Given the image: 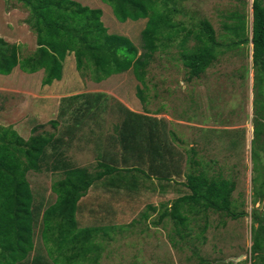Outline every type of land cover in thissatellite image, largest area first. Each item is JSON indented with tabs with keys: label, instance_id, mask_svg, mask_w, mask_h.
Segmentation results:
<instances>
[{
	"label": "trees",
	"instance_id": "obj_1",
	"mask_svg": "<svg viewBox=\"0 0 264 264\" xmlns=\"http://www.w3.org/2000/svg\"><path fill=\"white\" fill-rule=\"evenodd\" d=\"M16 1L28 9L25 22L36 35L37 47L21 55L20 44L0 36V74L9 75L16 67L29 74L43 70L42 83L51 84L62 78L63 61L73 53L78 71L97 83L131 71L142 86L137 95L144 105L157 53L177 46L188 78H196L222 47L233 50L251 44L255 169L259 161L255 146L258 141L264 144V0H252L251 19L243 11L233 15L235 21L229 26L233 40L228 43L218 37L208 18L190 25L179 20L178 0H103L121 22L146 19L141 49L127 35L109 31L100 7L79 0ZM114 97L104 91L63 97L58 118L48 122L53 130L45 129L48 123H38L28 138L13 126L0 124V264H85L83 258L88 254L91 264H98L100 231L116 228L119 216L140 209L138 214L144 219L158 212L156 224L171 220L181 238L189 230L191 215H203L208 221L211 212L234 219L247 214L234 206V179L195 170L193 147L185 155L174 146L173 132L164 121L147 110L136 112ZM105 114L113 119L107 135L101 130ZM89 121L99 132L90 128L89 133H82ZM81 139L94 144V170L78 165L68 155L69 148L78 147ZM29 171L57 176L51 183L54 200L34 193ZM254 181L264 187V179ZM170 184L189 191L171 199L166 190ZM254 188L255 205L264 193ZM250 216L253 244L249 261L264 264V209L255 207ZM39 221L43 250L36 249L35 243Z\"/></svg>",
	"mask_w": 264,
	"mask_h": 264
},
{
	"label": "rangeland",
	"instance_id": "obj_2",
	"mask_svg": "<svg viewBox=\"0 0 264 264\" xmlns=\"http://www.w3.org/2000/svg\"><path fill=\"white\" fill-rule=\"evenodd\" d=\"M79 1L92 7L102 8V19L109 31L127 35L141 49V31L146 24L145 18L121 22L113 13L111 6L103 0ZM251 6L252 0H178L177 7L180 9L178 19L190 25L200 19L208 18L214 25L218 37L228 43L233 40L229 29L235 21L233 15L243 11L251 19ZM27 15L28 9L18 1L0 0V35H8L9 41L20 44L21 55L28 54L37 47L36 35L25 22ZM251 47V44L245 43L234 47L233 50L224 46L201 77L188 78V68L184 65L177 46H173L169 51L157 53L151 63L148 76L149 88L146 90L147 99L150 101L147 105L148 109L161 107L162 110H166L170 108L173 98L181 99V109L184 110V117L189 121L206 123L210 126L223 124L228 126L227 129H221L188 125L179 127L173 124L177 132L175 138L181 149L186 151L193 147L196 150L195 170L205 168L215 176L236 181V189L233 193L234 206L238 211H247V214L234 219L211 212L208 221L203 215H191L189 230L184 234V238H181L171 220L155 223L159 219L158 212L151 214L147 219L138 214L141 209L137 213L128 212L117 218L116 228L101 230L97 236V240L102 244L98 264H252L249 261L253 244L250 214L255 207L260 211L264 209V198L255 202V205L253 202L255 186L258 191L261 189L264 193L261 183L258 182L257 187L254 181V178L264 179V144L263 141H258L255 146L259 161L254 169ZM25 75L26 77L23 78L13 73L0 74V117L5 115L8 122H16L13 124L18 126L20 134L25 138L29 137L34 125L48 123L51 119L58 118L63 97L84 89L86 91L91 83H97L90 77H83L78 71L73 53L67 54L63 61L62 78L54 80L51 84L42 83L44 71ZM128 78H133L131 72L113 75L97 85L105 83V86L111 87L112 92L123 94L125 80L129 87L128 91L131 92L126 102L133 108L134 100L142 110L140 99L135 93L136 88L133 82H128ZM5 83L14 90H4L2 86H5ZM117 86L118 88L114 89ZM194 88L195 97L200 99L203 95L202 101H205L207 107L202 108L203 105L199 100L198 108H202L201 110L185 113L189 104L195 103L194 90H191ZM22 89L28 90L31 95L23 93ZM115 97L116 101L120 100L118 96ZM162 103L165 104L164 107L161 106ZM175 106L176 103L173 102L171 106L173 113ZM0 124L7 123L0 119ZM90 128L95 129V133L99 132L98 127L89 121L82 133H89ZM112 128L113 119L105 114L101 126L103 135L109 134ZM45 129L52 131L53 127L48 123ZM93 147L94 144L90 140L87 143L81 139L78 147L69 148L68 155L78 165L90 166L94 170L96 155ZM121 153L123 152L119 150L117 154L119 158L122 157ZM56 177L48 171L28 173L34 193L43 195L47 201L55 198L51 192V183ZM168 187L170 189L166 188V190L171 199L189 191L186 187L175 188L172 184ZM41 224V221L35 223V243L36 249L43 250ZM34 253L30 254V259L33 258ZM87 256L86 259L83 258L84 262L91 264L90 255Z\"/></svg>",
	"mask_w": 264,
	"mask_h": 264
},
{
	"label": "crops",
	"instance_id": "obj_3",
	"mask_svg": "<svg viewBox=\"0 0 264 264\" xmlns=\"http://www.w3.org/2000/svg\"><path fill=\"white\" fill-rule=\"evenodd\" d=\"M3 34V33H2ZM0 36H2V37H4V38H6L8 41H9V37L10 36H8V35H5V34H3V35H0ZM11 42V41H10ZM39 72H43L42 70L41 71H38L37 73H39ZM129 72H131V71H126V72H123V73H119V74H115V76H117V75H122V74H124V73H129ZM13 74H15V75H17V76H21V77H23V78H25L26 77V75L25 74H27V73H25V72H23L19 67H16L14 70H13V72H12ZM132 73V72H131ZM22 74V75H21ZM29 74V73H28ZM34 74H36V73H33L32 75H34ZM41 74V73H40ZM133 74V73H132ZM113 76V75H112ZM111 77V76H110ZM129 79V78H128ZM2 82H4V81H2ZM128 82H133V84H134V87L136 88V91H135V93H137V88H138V86H140V83L138 84V81H137V79L134 77V75H133V78L131 79H129V81ZM124 85H123V90H125L124 92H123V94L122 93H120V92H112L111 91V87H107V86H105V83H103L104 85H97V84H100V83H91V85H89L88 86V88L86 89V91H106L107 93H109V94H111V95H113V96H118L119 97V101L122 103V104H124L126 107H128V108H130V109H132V110H134V111H136V112H144V110H147V111H149L148 113L149 114H151V115H153V116H156L159 120H162V121H164L165 123H166V125H167V129H168V131H171V132H173V135H175V133L177 134V132H176V129H175V127L176 126H174L173 124H176V125H178L179 127H184V126H186V125H188V126H194V127H206V128H221V129H227L228 128V126H226L225 124H223V125H215V126H210L209 124H206V123H203V124H201V123H197V122H193V121H189V119L188 118H186V117H184V110H182L181 109V104H180V100L181 99H172L171 100V102H170V108H165L166 110H162V108L161 107H159V108H156V109H154V110H150V109H146V108H148L147 107V105H149V103H150V101L147 99V101H146V103H145V105H144V103L140 100V106L142 107V110H140V108H138V106L136 105V102L133 100L132 101V103H133V108L132 107H130L129 106V103L128 102H126L127 101V99H128V94L130 95L131 94V92L130 91H128V89H129V87L126 85V81L124 80ZM8 86V83H5V86H2V88L4 89V90H14L13 89V87H11V86H9V87H7ZM104 87H107V88H104ZM118 88V86L117 87H115L114 89H117ZM176 88V87H175ZM85 90V89H84ZM80 91V92H78V93H81V92H86V91ZM192 91L194 90V100H195V103H193V105H190L189 104V106H188V109H187V112H185V113H189V111H191V110H201L204 106L205 107H207V104L205 103V101H202V98H203V95H201V98L200 99H198V98H196L195 97V95H196V90H195V88L194 89H191ZM22 91H23V93L24 92H26V93H28V90H26V89H22ZM128 91V92H127ZM191 91V92H192ZM199 91V90H198ZM201 92V91H200ZM28 95H31L30 93H28ZM53 97H54V95H52ZM70 96V95H69ZM131 100V99H130ZM199 100H200V102H201V104L203 105L202 106V108H198V102H199ZM124 103H123V102ZM176 103V106H175V111H174V113L172 112V110H171V106H172V103ZM196 102H197V104H196ZM214 102L215 101H213V108H215L216 106L214 105ZM223 105V104H222ZM225 105H226V100H225ZM161 106L162 107H164L165 106V104L164 103H162L161 104ZM209 108V107H208ZM169 110H170V114H169ZM187 115V114H186ZM27 118V117H26ZM0 119L4 122V123H7V124H2V125H6V126H9V125H11V123H12V125L11 126H13L18 132H19V129H18V126L17 125H15V124H13V123H16V122H13V121H11V122H8V118L4 115V116H2V117H0ZM49 122V121H48ZM10 123V124H9ZM227 124V123H226ZM226 126V127H225ZM20 133V132H19ZM173 135H171V137H173V138H171L172 139V141H173V139H174V141H173V143H174V146H176L180 151H183L184 153H185V155L187 154L186 153V151L185 150H183V149H181V147L179 146V144H178V142H177V140H176V138H175V136H173ZM96 161V160H95ZM205 168H200V169H197V170H204ZM205 170H207V169H205ZM208 171V170H207ZM210 173V172H209ZM211 174V173H210Z\"/></svg>",
	"mask_w": 264,
	"mask_h": 264
}]
</instances>
